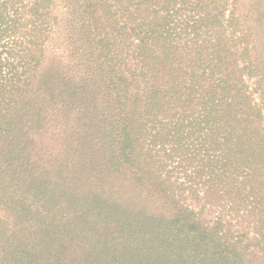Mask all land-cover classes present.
I'll list each match as a JSON object with an SVG mask.
<instances>
[{"label": "trees", "instance_id": "obj_1", "mask_svg": "<svg viewBox=\"0 0 264 264\" xmlns=\"http://www.w3.org/2000/svg\"><path fill=\"white\" fill-rule=\"evenodd\" d=\"M78 161L118 264H264V0H0V264Z\"/></svg>", "mask_w": 264, "mask_h": 264}, {"label": "rangeland", "instance_id": "obj_2", "mask_svg": "<svg viewBox=\"0 0 264 264\" xmlns=\"http://www.w3.org/2000/svg\"><path fill=\"white\" fill-rule=\"evenodd\" d=\"M89 137V134L85 133V139L87 140ZM61 157L70 161L68 157L71 156L62 155ZM78 162L76 163L75 175L69 173L67 177L59 175L55 178L54 183H57L58 194H54L50 187L46 188V194L42 195V198L48 209L55 206L54 211L56 212V205H58L73 211L69 199L78 204L86 200L85 196L89 194L88 190L92 187V183L86 179L88 173L84 172L82 176V162ZM56 215L62 219L60 218L59 223H51L50 226L52 227L45 234L49 243L48 252H51L50 254L55 252L67 264H118L119 254L115 257L112 255L115 245L112 246L111 243L107 242L104 235L99 238L101 235L98 232H102L101 227L96 222L91 223L87 219H78L79 223L74 224L69 220L71 215L67 217L59 214V211L56 212ZM129 260L130 262L124 264H136L135 259Z\"/></svg>", "mask_w": 264, "mask_h": 264}]
</instances>
